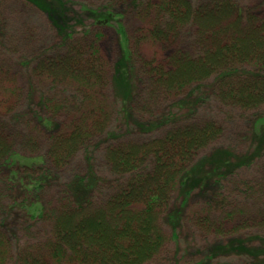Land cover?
Listing matches in <instances>:
<instances>
[{
	"label": "trees",
	"instance_id": "obj_1",
	"mask_svg": "<svg viewBox=\"0 0 264 264\" xmlns=\"http://www.w3.org/2000/svg\"><path fill=\"white\" fill-rule=\"evenodd\" d=\"M15 1L38 8L52 31L44 52L21 57L30 72L24 82L15 71L20 94H0V264H152L168 243V264H264V177L243 175L264 154V21L246 0H134L145 43L164 50L183 30L192 38L150 63L129 44L120 0ZM85 17L121 37L105 81L91 31H77ZM3 28L0 40L11 33ZM90 84L104 96L79 123ZM205 99L215 107L198 122ZM231 124L242 126L244 147L220 143ZM226 206L246 208L225 221L258 213L261 235L198 242L192 263L179 257L184 232L221 225L213 220Z\"/></svg>",
	"mask_w": 264,
	"mask_h": 264
},
{
	"label": "rangeland",
	"instance_id": "obj_2",
	"mask_svg": "<svg viewBox=\"0 0 264 264\" xmlns=\"http://www.w3.org/2000/svg\"><path fill=\"white\" fill-rule=\"evenodd\" d=\"M120 1L121 2L119 5L122 6L123 9L120 8L119 12L123 14V18L121 21L125 26V32L127 34V37L129 38V44L140 45L142 47L145 59H148V63L152 61L151 57L160 60L167 59V56L173 51L181 50V48L184 50L187 49V46H181V44L192 43L191 37L186 38V35H190V31L185 30L181 32V34L185 35L182 38H177V41L174 43L175 45L167 46L166 48H164V50L162 46H153L152 43L151 45L145 43V37L143 38L142 36L145 29L143 30L142 34V29H139L140 24L143 22V16L137 14V10H141V7L135 4L134 0ZM198 1L203 2V0ZM262 1L264 2V0ZM257 3V0H246L242 3V6L246 8L249 13L251 12L252 14L257 16L258 19H260V21L262 22L264 21V3L261 7L260 4L257 5ZM20 5L21 4L15 0H0V12L4 11L9 15L2 16L0 14V22L4 27L3 31H11L10 34H4L6 39L2 38V40H0V66H3V88L0 89V94L6 93L4 94V96L8 95L7 97H17V95L20 94V79L15 71H21L24 82L28 79L26 73L30 72V70L24 71L21 57L25 55L33 56L34 53L39 54L44 52L47 47L45 40L49 37V31H52V24L50 23L48 17L45 16L38 8L27 5ZM258 6L260 8H257ZM67 7L73 9L74 11L78 10L75 6H70L69 4H67ZM146 12H148V10H146ZM66 16L68 20L71 18L69 23H74L72 17H75V14L69 13ZM78 21L80 22L79 19ZM82 25H86L88 27V30L91 31V39L94 41L98 51V55L94 56L93 59L96 60L100 65V68H102L101 75L105 81L106 76H104L103 72L110 69L112 63L116 60L118 52L121 50V37L113 26H106L104 28H90V22L86 17L83 19V23H80V26H77V31L82 32L84 30L82 28ZM4 43L6 44L2 46ZM59 80L70 82L75 79L64 77V79L61 78ZM26 86L29 87V84L26 83ZM48 86V84L45 85V87ZM98 87L99 86H93L92 84H90V88L86 89L87 92L80 97L81 105L84 108H86L85 106H89V109L81 114L77 122L85 123L86 117L89 116L92 112V101H97L99 98H103L104 95L97 98L94 94L96 91H98ZM208 87H206L205 89H207ZM10 91H14V95ZM208 91L210 92L209 88ZM205 94L206 96H208L206 92ZM218 101V104L224 105V102L222 100L219 99ZM214 104L215 103L211 100L205 99V101L202 103V106H204L205 110H200L199 113L196 112V121L202 122L204 120H208L207 117L209 115V109L214 108ZM229 116L230 115L228 113L222 114L223 120L220 117L219 124L222 125V123H224L223 121L229 119ZM68 119V117L62 116V121L65 124L64 127H71L74 125L73 123L69 122ZM242 132V126H236L235 124H233L228 132H226L225 135L221 137L220 143L225 141L226 144H240V147H244L248 143V139L246 134H241ZM262 174L264 177V154L258 161L255 162V164L250 169L245 170L243 173L245 178L248 177V179H250L251 181L256 180ZM200 197L201 196L196 197V199H194L193 201L201 202L202 199H199ZM242 208H246V206H226L222 211H220L223 213L217 212L215 216L217 218L213 220L221 225L212 224L210 226L207 224L198 226V234L190 232L188 235L184 232V235H182L179 241V245L181 243L179 257H187L184 260H189V262L192 263V261L199 256L197 247L198 242H206V240L210 242H212L213 240L225 241L226 236H229L236 232L243 233L245 235L246 233H249V238H253L255 234L261 235V233L256 231L258 227L263 226L262 223H260L258 213L244 216L239 214L234 222L225 221L229 216L234 215L237 212V209ZM194 220L198 223L200 222V220H198L197 218ZM222 223H224V225H222ZM168 244L169 245L167 250L164 251L156 259H154L152 264H168L167 262L172 260V258L174 257V244ZM238 259L239 257H221L215 260L213 264H237Z\"/></svg>",
	"mask_w": 264,
	"mask_h": 264
}]
</instances>
